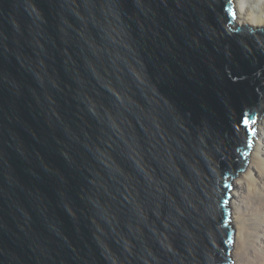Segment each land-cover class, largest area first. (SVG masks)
<instances>
[{
	"label": "water",
	"instance_id": "obj_1",
	"mask_svg": "<svg viewBox=\"0 0 264 264\" xmlns=\"http://www.w3.org/2000/svg\"><path fill=\"white\" fill-rule=\"evenodd\" d=\"M232 12L0 0V264L232 262L264 114V29Z\"/></svg>",
	"mask_w": 264,
	"mask_h": 264
},
{
	"label": "bare ground",
	"instance_id": "obj_2",
	"mask_svg": "<svg viewBox=\"0 0 264 264\" xmlns=\"http://www.w3.org/2000/svg\"><path fill=\"white\" fill-rule=\"evenodd\" d=\"M234 22L264 29V0H233ZM246 169L231 181V263L264 264V117H257ZM251 128V127H250Z\"/></svg>",
	"mask_w": 264,
	"mask_h": 264
},
{
	"label": "rangeland",
	"instance_id": "obj_3",
	"mask_svg": "<svg viewBox=\"0 0 264 264\" xmlns=\"http://www.w3.org/2000/svg\"><path fill=\"white\" fill-rule=\"evenodd\" d=\"M233 5H234V4H233ZM233 12L235 13L234 6H233ZM257 117H264V114H260V113H259V114L256 115V117H255V122L253 121L252 124L250 125L251 129L253 128L252 126H255V125L257 124V123H256V121H257ZM245 169H246V168H245ZM245 169H244V170H245ZM242 172H243V171H242ZM233 178H235V177H233ZM233 178H232V179H233Z\"/></svg>",
	"mask_w": 264,
	"mask_h": 264
},
{
	"label": "snow or ice",
	"instance_id": "obj_4",
	"mask_svg": "<svg viewBox=\"0 0 264 264\" xmlns=\"http://www.w3.org/2000/svg\"><path fill=\"white\" fill-rule=\"evenodd\" d=\"M231 14L233 15V17H235V13L234 12H232ZM250 146H251V142H249V147Z\"/></svg>",
	"mask_w": 264,
	"mask_h": 264
}]
</instances>
